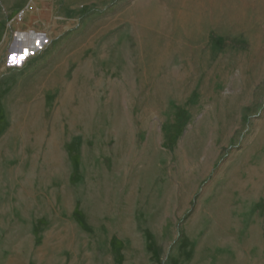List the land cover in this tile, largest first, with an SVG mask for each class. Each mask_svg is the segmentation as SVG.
<instances>
[{
	"label": "rangeland",
	"instance_id": "374dc122",
	"mask_svg": "<svg viewBox=\"0 0 264 264\" xmlns=\"http://www.w3.org/2000/svg\"><path fill=\"white\" fill-rule=\"evenodd\" d=\"M218 6L206 29L202 0H0V264H171L264 228V0Z\"/></svg>",
	"mask_w": 264,
	"mask_h": 264
},
{
	"label": "crops",
	"instance_id": "0c3cea01",
	"mask_svg": "<svg viewBox=\"0 0 264 264\" xmlns=\"http://www.w3.org/2000/svg\"><path fill=\"white\" fill-rule=\"evenodd\" d=\"M202 1L212 2L215 7L211 10L213 14L198 16L199 26H205L206 29L220 27V21H222L223 18L219 15L218 5L223 0ZM181 32L178 41L180 42V46L183 45V47L180 48L183 51H193L195 48L192 47V43L196 42V45L200 46L201 42L204 40V36H201L202 39H199L200 35H197L194 29L189 28L185 30L184 33L183 31ZM32 229L33 225L30 226L29 239L27 238L25 241V250L29 256H31L33 249ZM235 231L237 232V235L234 236L232 239L233 241H227L225 239L224 241H218L217 243L213 242L210 244L207 239H203L197 243L187 240L185 244L182 246L180 245V249L183 250V252L179 253L178 251H175L172 255L171 264H264V228L251 220L248 222H240V226H238ZM25 235L28 237L27 231L25 232ZM193 239L194 238H192V240ZM13 242L14 243L11 245L9 252H0V257L2 259L15 261L23 257V245L19 243L17 238ZM122 256L123 259L120 263L118 262L117 257L110 253L102 260L95 259L93 262H90L89 260L84 264H149L150 258L153 255H143L140 253L137 254L134 259H131L128 254L126 255L122 253ZM132 260L133 262H131ZM45 264L49 263L47 262Z\"/></svg>",
	"mask_w": 264,
	"mask_h": 264
}]
</instances>
